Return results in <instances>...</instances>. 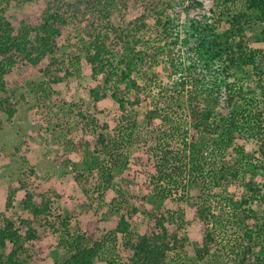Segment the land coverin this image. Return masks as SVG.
Listing matches in <instances>:
<instances>
[{
    "label": "rangeland",
    "instance_id": "1",
    "mask_svg": "<svg viewBox=\"0 0 264 264\" xmlns=\"http://www.w3.org/2000/svg\"><path fill=\"white\" fill-rule=\"evenodd\" d=\"M57 1L73 0H9L5 18L16 32L22 22L38 21L48 2ZM86 1L78 2L86 5L99 0ZM118 1L105 6L104 0V4L99 5L97 11L101 12L102 30L108 28L113 31L118 25L130 29L135 27L138 31L141 29L138 35L142 41L150 43L146 45L158 42V26L150 13L153 0ZM168 1L177 9H184L187 3H191V0ZM246 1L215 5L214 0H204L206 9L215 10L212 13L209 10L208 14L209 21L217 25V33L221 34L230 27L235 15L245 10ZM52 7L55 9L56 6ZM68 21L56 39L58 49L53 55L36 63L14 64L2 74L5 81L2 94H6L4 98L7 97L11 108L0 112V228L11 221L18 232L17 242L6 240L4 244L0 243L2 258L6 260L16 244H22L27 235L25 228L30 225L35 228L34 237L22 244L24 255L27 252L30 256L26 259L28 264H62L70 255L68 239L82 231L96 239L107 235L108 244L114 245L112 251L97 256L94 264H108L107 260L115 256L126 262L132 250L126 246L125 236L116 233L114 228L123 213L131 231L149 233L153 225V218L147 213L149 208L169 210L183 224L187 240L179 250L168 253L169 264H242L235 258L237 254L248 250L249 261H252L254 255L262 253L264 166L259 153L248 159L241 158L240 154L235 160L229 157L231 171H226V177L218 182L223 174L219 168L227 153V142L219 141L228 138V134L221 131L196 134L190 112L183 106L168 108L164 119L144 116L152 107L151 99L144 101L139 93L141 98L135 103L137 100L134 99L139 95L124 90L127 100L121 104L126 113L123 117L119 103L109 96H101V87L106 85L105 92L109 95L111 81L103 82L107 72L94 73L88 61L92 50L88 48L89 34L86 32L91 31L93 22L83 19L77 26L73 19ZM263 27V21L247 22L243 26L245 43L254 52L256 64L264 63V40L260 35ZM174 29L172 32L175 34ZM180 38L182 42L181 34ZM186 41L183 40V46ZM148 49L152 51V48ZM154 54L156 62L154 66L147 65L148 69L157 72L162 68L159 79L162 76V81H165L168 79L166 54ZM112 63L113 66L118 64ZM119 66L129 69L125 62H120ZM261 66L258 69H252L251 65L231 66L226 69L228 82L235 83L236 88L242 86L247 96L263 97L264 71L258 73V70H264V65ZM138 67L130 69V77L136 76ZM94 86H100L97 95L101 98L97 105L103 109L100 127L85 122V114L92 108L87 102ZM118 86L123 89L124 83ZM150 91L154 99L157 88L154 86ZM219 111L220 108H216L212 118L215 119ZM101 123H107L106 129L101 128ZM99 133H104V141L111 140L108 152L102 149L93 152L94 146H100L98 142L95 144ZM248 137L247 148L251 143L256 146L260 143V137ZM238 143H241L240 139ZM165 150L168 164L176 169L169 180L160 182L170 188L171 196L159 198L156 193L146 190L148 178L141 171L142 165H152ZM108 169H111L114 179L105 188L98 173H105ZM252 181L262 186L259 198L239 206L240 200L246 196L245 186ZM26 191L32 196L31 206L40 205L43 197L49 199L47 214L42 217L49 223L51 219V225L43 222L42 217L38 223L33 221L34 215L22 204ZM132 193L146 195L142 207L134 201L125 204L119 197L120 194L127 197ZM192 202L210 208L208 223L216 242L214 250L204 259L196 258L194 254V248L202 245L203 230L201 222L193 216ZM108 204H113L115 210L106 212L107 217H99L96 213L103 211ZM134 205L139 207L136 212L131 210ZM178 213L181 216H177ZM62 220L66 221L69 233L61 229ZM174 228L173 225L168 226L169 231Z\"/></svg>",
    "mask_w": 264,
    "mask_h": 264
},
{
    "label": "trees",
    "instance_id": "2",
    "mask_svg": "<svg viewBox=\"0 0 264 264\" xmlns=\"http://www.w3.org/2000/svg\"><path fill=\"white\" fill-rule=\"evenodd\" d=\"M78 1L48 2L38 21L30 23L24 21L15 32L14 27L5 18L9 0H0V112L11 108L7 97H5L7 100L3 101L6 95L2 94L5 88V81L2 78L4 71L17 63H36L46 56L53 55L58 49L56 39L70 18L75 21L77 26H80L83 19H90V22H93L91 31L86 33L89 34L88 48L92 52L88 54V61L94 73L107 72L103 78L104 83L111 81L113 84L109 83V95L105 92L108 88L107 85L101 87L104 92L101 96H109L119 105L127 100L123 95V90L126 93L134 92L135 96L139 95L134 99L137 100L135 103L139 102L138 99L141 98V95L144 101L150 98L152 107L146 111L144 116L154 119L165 117L164 112L166 113L168 108L170 110L175 105L183 106L190 112V121L196 134L206 132L213 134L217 131L228 134V138H222L219 141L224 144L227 142V153L221 168H219L223 174L218 178V182L223 180L224 176L226 177V171H231L229 157H234L235 160L240 154L241 158L248 159L259 153L264 166V94L263 97L245 95L241 89L242 86L236 88L235 83L228 82L229 75L226 71L231 66L251 65L252 69H258L264 65V63H255V54L245 43L243 28L247 22H264V0H247L245 10L238 12L229 23L230 27L221 34L215 30L217 25L209 21L211 18L208 11L210 10L209 13H212L215 10L213 8L206 9L204 0H191V3H187L184 9H177L168 0H153L154 5L150 7V13L156 19L155 25L158 26L157 31L160 38H158V42L156 41L150 46L146 45L150 44L147 40L142 41L143 39L139 37L141 29L138 31V29H134L135 27L130 29V27L118 25L113 31L108 28L102 30L101 12L99 13L97 10H99V5L104 4L102 2L104 0H97L96 3H87L86 5H82ZM214 1L215 5L222 3L227 5L235 0ZM86 2L93 1L87 0ZM111 2L117 4L119 1L105 0V6ZM167 5L170 6L167 7ZM52 6H56L55 9ZM175 27L176 29H174ZM173 29L176 31L175 34L174 31L172 32ZM180 34L183 36L182 42ZM260 35L264 40V27ZM183 40H187L184 46ZM148 48H152V51L150 52ZM160 52L166 54L168 79L165 81H162V76L161 80L159 79L163 72L162 68H159L157 72L148 69V66H154L156 62L154 53ZM214 61H218L217 65H214L216 63ZM112 62L118 63L117 66H113ZM120 62L127 63L129 69L120 67ZM136 66H139L136 76L130 77V69ZM263 71V69L258 70V73ZM122 83H124L123 89L118 86ZM154 86L157 91L153 99V95L150 96V89ZM99 88L100 86L91 88L90 99L87 103H91L92 108L85 114V122L87 124L92 122L96 127H100L99 119L103 113V109L97 105V101L101 99L99 96L97 97L100 93ZM91 100L93 101L90 102ZM122 107L121 105L124 117L126 113ZM218 107L221 111L214 119L212 118L214 110ZM80 114L84 118L83 113ZM106 127L107 123H101L102 129H106ZM98 135V141L95 144L98 142L100 146H97L98 144L94 146L93 152H98L101 149L103 152H108L111 140L104 141V133ZM248 136L251 139L260 137V143L257 146L251 143V146L247 148ZM239 139L241 143L236 144ZM236 145L239 147L237 151L235 150ZM168 161L169 158L165 150L160 155V159L153 161L152 165H142L141 172L148 178V181L145 182L146 190L156 193L159 198L171 196L170 188L160 183L169 180L176 169L168 164ZM101 168L103 169V166ZM98 175L105 188L114 179L111 169L105 173L101 171ZM168 184L167 181V186ZM262 186L255 181L247 184L245 186L246 196L240 200L238 205L246 202L251 203L252 200L258 199ZM31 197V194L26 191L22 204L25 210L31 211V214L34 215L33 221L38 223L42 215L47 214L49 199L43 197L40 205L31 206ZM119 197L124 200L125 204L134 201L139 207H142L146 200L145 194L138 193H132L127 197L120 194ZM138 205H134L135 207H132L131 210L136 212V208H139ZM190 205L194 208V218L201 222L203 230L202 245L194 248V254L196 258L204 259L214 250L216 242L213 229L208 223L211 215L210 208L208 205L198 202H192ZM112 210H115L114 205L108 204L103 211L96 214L99 217H107L106 212L110 213ZM147 213L153 218V225L149 233L131 231L125 215L121 213L114 230L125 236L126 246L132 250V255L126 262L115 256V258L107 260L108 264H169L168 253L176 252L184 246L187 238L183 232V224L178 221L173 212L149 208ZM42 218L43 222L47 221L44 217ZM26 223H29V220ZM61 224V229L69 233L66 230L68 227L66 221L62 220ZM49 225H51V219ZM169 225L175 227L173 231H169ZM25 232L27 235L23 242L34 237L35 228L28 225ZM17 234L13 223L7 221L6 226L0 228V243L4 244L6 240L17 242ZM107 237L106 235L104 238L96 239L85 231L71 235L67 241L70 255L63 260L62 264H94L97 256L114 249V245L108 244ZM22 244H16L6 260L0 255V264H28L26 259H30V256L27 252L24 255L25 249ZM247 254L248 250L237 254L235 258L242 264H264V251L254 255L252 261H249V254Z\"/></svg>",
    "mask_w": 264,
    "mask_h": 264
}]
</instances>
